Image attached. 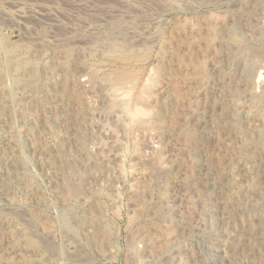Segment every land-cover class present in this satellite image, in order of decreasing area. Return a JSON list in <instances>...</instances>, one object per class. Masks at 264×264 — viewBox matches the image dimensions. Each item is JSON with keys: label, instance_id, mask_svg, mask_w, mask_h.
I'll return each instance as SVG.
<instances>
[{"label": "bare ground", "instance_id": "obj_1", "mask_svg": "<svg viewBox=\"0 0 264 264\" xmlns=\"http://www.w3.org/2000/svg\"><path fill=\"white\" fill-rule=\"evenodd\" d=\"M67 1L66 11L54 0H0V264H92L89 249L112 263L103 224L120 210L139 228L127 238L128 264H157L159 255L178 264L181 253L166 250L193 232L195 216L183 205L204 193L198 175L187 173L189 158L211 174L204 184L221 183L219 205H201L205 214L218 206L225 225L234 213L222 199L226 184L264 175V16L249 21L264 0H169L178 16L166 20V36L151 39L140 37L146 22L134 13L143 6L131 0ZM223 4V15L207 12ZM91 21L105 32L84 34ZM7 30L20 33L19 49L2 35ZM160 39L145 79L116 73L126 66L119 60ZM219 142H241L261 156L228 172ZM245 187L252 189L249 179ZM252 199L236 210H258L262 229L264 199ZM226 228L225 239L243 237L241 227ZM254 240L264 246V237Z\"/></svg>", "mask_w": 264, "mask_h": 264}, {"label": "rangeland", "instance_id": "obj_2", "mask_svg": "<svg viewBox=\"0 0 264 264\" xmlns=\"http://www.w3.org/2000/svg\"><path fill=\"white\" fill-rule=\"evenodd\" d=\"M131 1H133L132 3L135 6H141V7L143 6L142 7V9H143L142 11H139L138 13H134L136 16H141V17H138V18H135V19L140 20V23H142V22H146L147 23V24L146 23L142 24L143 27H144V30H143L142 34H140L141 36L138 35V37L140 36L142 39H145V38L146 39L147 38L151 39V37L153 35L154 36L156 35L158 37L159 34H160L161 38L163 36H166L165 35L166 32H164V30H166L165 23L168 20L170 21V20H172V19H174L175 17L178 16V13H177L178 9H175V7H174L175 5H177V2L172 3L169 0H165V2H164V0H156V1L155 0H143V2L141 0H131ZM187 1L188 0H183L182 1V2H184L183 3L184 6L187 5V3H188ZM54 2L58 3V4L57 3L56 4L59 6V8H61V10H63L65 8L64 10L67 11V9L70 6V4H68L67 0H65V2L64 1L62 2V0H57V1L54 0ZM59 2H60V4H59ZM122 3H123V1H122ZM146 3H147V5H146ZM150 5H151V7H150ZM166 7H167V9H165ZM226 8H227V4H223L221 6L212 8V10H208L207 12L212 11L213 13H210V14L216 15V14H218V11H219V12H221V15H223L222 9L225 10ZM258 9L259 10L256 11L257 14L255 12V14L253 13L250 16L251 18L249 17V21L256 22V18L258 17V15L260 16V14H261L262 16H264V9L260 8V7ZM202 10L204 11V9L201 8L199 10V13L203 12ZM187 12L188 13H186V15L191 17L192 14L190 13V11H187ZM198 15L201 16V13L198 14ZM151 16L153 17V19L150 21L149 17H151ZM182 20L189 21L188 17H186V19L183 18ZM182 22L184 23V21H182ZM98 27H99V29H98ZM104 30H106V26L105 25L103 26L100 23H97L96 21H91V23L88 26V28H86L84 34H91V33H94L96 31L97 32H102V31L105 32ZM2 35L4 37L10 39V42L13 45H15L14 46L15 48H16V46H17V49L20 48L19 47L21 45V43L19 42L20 33L17 30H15V32H13V33L7 30ZM138 39H140V38H138ZM160 46H161V39L157 43L155 41L152 42L151 46H149V48H147L148 50L147 49L141 50L142 52L139 51L138 49L134 50L133 53L130 56H127V57H129L128 60H124V61L123 60H119L118 61L119 62L118 65H123V66L126 65V66H124L123 69L121 68L123 71L121 69H119L120 71L117 70L116 73H118V72L121 73L122 72V75H123L124 78L130 76L134 80H137V78H141V77H143L145 79V77L150 72L149 69L152 66L151 62H152L153 57L156 54H158L159 51H160L159 50L161 48ZM68 48H70V49L67 50ZM72 48H73V46H71V45H67L66 46V50H67L66 52L70 51V52H68L69 54H71L70 57L76 54V50L75 49L73 50ZM142 64H143L144 67L142 66ZM143 68H144V71H143ZM124 71L126 73H124ZM177 73H178V75H177L178 78H181V75H184L186 73V67L183 66L182 68L178 69ZM110 78L112 79L113 77L111 76ZM245 127L247 128V126L245 125L244 128H242V129L245 130L246 129ZM223 136L224 135H222V137ZM233 143H234V145H233ZM219 144H218L219 149L222 148V150L224 151L222 153L226 154V156L223 158L222 166L224 167V170H226V168H228L226 170L228 172L230 170H235V169H237L239 171V169L241 168V164L245 163L249 159L251 160L253 156H254V159L261 156V155H259L261 153H258L255 149L253 150L252 148H251V150L249 149L251 153L249 152V150L243 151V148L245 146H244V144H242V147H241V142H219ZM232 145H233V147H232ZM206 146L211 151H213L214 147L217 150V147L215 146V144H209V142H208ZM241 152L243 153V155H242ZM245 152H247V153H245ZM237 153H238V155H237ZM231 158L233 159L234 162L232 161ZM242 158H243V160H242ZM193 162L195 163L194 160L189 158V161H188L189 166H188V172L187 173H188V175H192V174H194V175L197 174L198 175L197 178L200 180V183H199L200 184L199 185L200 192L199 193L202 194L201 192H204L201 195V197L196 196L194 198V200L192 201V203L189 204V206L186 205V204L183 205V210L184 211L187 210L188 213L190 212V213H192L193 216H195L192 219L193 232H189V233L186 232L180 237L178 235L179 238H175L173 241L170 242V245H169V247L166 250L167 253H170V254L174 253L173 255H176L177 252L181 253V256H180V254L179 255L177 254V256H176L178 258L177 259L178 260L177 261L178 264H230L231 260L232 261L233 260H236V261L238 260V261H240V264H243V263L244 264H249V263L250 264H264V246L261 248L260 247L261 243L256 242L254 240V238L258 237V236L259 237H264V226L261 227L262 229H259L257 227L258 219L261 216V213L257 212L258 210H256V209H254L252 211L251 210H242V209L236 210V208H237L236 206L237 205L235 204L236 202H238V203L239 202L248 203L250 205L251 204H255L256 200L255 199L251 200L252 196L257 197V198L261 196V198L264 199V187H263L264 183L262 184V183L259 182V180H263L264 181V175H262V178H261V176L259 174H257L256 172L255 173L253 172V173L246 174L247 175L246 176V180L249 179L250 182H251V186H252V189H250V191H249V189H247L245 187L246 180H245L244 176H242V175H240L241 183L240 182L238 184H236V182H235V184L232 183V185H229V188H228V186L226 184V186H225L226 188L225 187L223 188V190L225 189V191H221L222 195H224L222 197V199H224L223 202L227 203L226 205L228 206V212L234 210V213L231 214L232 216L230 215L228 217V225H225L223 223V221H222V218H221L222 213H221L220 209L218 208V206H215L216 209H214V212L212 214L209 213L211 215L210 216L209 214H205V212L202 210V205H201V204H203V202H212V201L219 205L220 198L218 196L219 195L218 193H219V190L221 189V187H220L221 183H219V181H215V179H214L215 184H213V185H212V183H209L208 185L204 184L203 179L206 178V177L209 179L211 177V174L208 175L207 169H203L202 171L198 170V166L196 167L195 166L196 164L194 165ZM223 162H226L225 163L226 166L223 165L224 164ZM227 162H228V164H227ZM237 164H239V165H237ZM233 167H234V169H233ZM31 169L33 170V172H35V174H38V171H37L36 167H31ZM242 174H244V173H242ZM36 180H37L38 185H41L40 187H44L43 186V182H42V180L39 177H36ZM210 180H213V179L210 178ZM201 184H203V185H201ZM237 188H239L240 190L237 189ZM234 189H235V191H234ZM251 190H253V191H251ZM80 191H81V189H80ZM225 193H226V195H225ZM257 194L258 195L260 194V196H258ZM205 195H207V196H205ZM229 195H231V196H229ZM238 198H239V200H238ZM207 199H208V201H207ZM232 208H234V209H232ZM241 208H242V203H241ZM120 211H119L120 215L117 216L116 219H115L116 221H111V222L108 221L109 225L106 224V223L103 224L104 228H106L107 233L111 236V238H113L112 240H113L114 243H112V246H114V248H113V256H114L113 259L114 260L112 261V263L111 262H105V260L102 257H98V255L96 253H93V251L91 249H89L90 250L89 253H86V254H88L89 256H91L90 254H92L91 260H90V262H92V264H128V262L126 261V257H125L126 256V250H127V238L129 237V235H132L133 233L136 234V232L139 231L138 230L139 228H138V225L137 226L135 225L134 227L133 226L130 227V225L128 223V218L125 215V211H123V212H122V210H120ZM192 211H194V212H192ZM199 213H201L202 215H200ZM52 214H54V213H52ZM262 216H264V215H262ZM225 217H226V215H225ZM197 218H199V219L201 218L203 220L202 222H204V221L206 222L205 224H208V225L212 224V227L210 228V226H206L203 223H196ZM250 223L252 224V226H253L252 228L253 229L249 228L250 227ZM235 225L237 227L238 226L241 227L242 231L244 230L243 234H242L243 237H241L242 239L240 238L239 241L225 239L223 237V233H225L228 230L224 231V229L226 227H228L226 229H231ZM197 226L198 227L201 226V227L198 228ZM252 230H253V232H252ZM199 231H200V233H198ZM158 233L161 234V229L158 230ZM173 233H175V232H173ZM59 234H60L59 232H56L55 237H53V238L51 237V240H53L52 244L56 245L57 249L59 248L58 251H60V248H62V247H60V242H61L60 240L61 239H60V235ZM174 243L176 244V246H175ZM140 245H141V243L139 245H137L138 249L143 247V246H140ZM168 249H170V250H168ZM172 249H176V251L172 250ZM240 251L242 252V254H241ZM236 253H238V254H236ZM249 253H251V254H249ZM185 254H186V256H185ZM241 260H242V262H241ZM164 261H165V258L163 257V255H159L158 256V260H157V264H164ZM134 264H140V263L138 262V263H134Z\"/></svg>", "mask_w": 264, "mask_h": 264}]
</instances>
